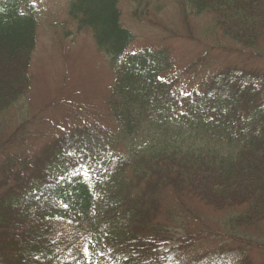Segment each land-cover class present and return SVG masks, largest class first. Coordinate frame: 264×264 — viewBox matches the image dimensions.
<instances>
[{
  "label": "trees",
  "instance_id": "16d2710c",
  "mask_svg": "<svg viewBox=\"0 0 264 264\" xmlns=\"http://www.w3.org/2000/svg\"><path fill=\"white\" fill-rule=\"evenodd\" d=\"M180 3L187 26L189 14H212V27L236 43L234 51L262 57L256 47L264 37V0ZM68 15L91 32L114 68L107 106L118 131L111 138L131 143L144 128L156 135L142 140L135 156L118 157L113 174L101 179L68 173L111 141L98 129L62 135L33 158L20 150L28 119L1 137L0 264H80L94 241L108 244L119 264H193L167 261L163 242L185 251L216 236L191 229L195 202L239 208L226 217L230 229L222 236L243 244L239 264H249L248 250L264 251V238L245 232L264 223V72L223 67L185 91L170 77L164 48L125 53L134 36L121 23L119 0H70ZM36 27L31 0H0V113L29 86ZM200 67L195 62L187 73ZM166 223L185 231L169 242Z\"/></svg>",
  "mask_w": 264,
  "mask_h": 264
},
{
  "label": "rangeland",
  "instance_id": "374dc122",
  "mask_svg": "<svg viewBox=\"0 0 264 264\" xmlns=\"http://www.w3.org/2000/svg\"><path fill=\"white\" fill-rule=\"evenodd\" d=\"M69 1L35 0L37 42L29 68L30 85L21 98L0 113V138L4 137V140L26 118L29 124L25 132L21 129L25 134L21 141L25 142L20 150L28 157L39 154L44 146L51 145L64 132L71 133L82 126L90 131L101 129L102 136L109 135L108 151L135 156L140 153L138 146L142 140L155 136L156 132L143 129L135 134L131 143L125 138H111V134L118 131L106 103L114 80V69L108 57L95 46L91 32L79 30L68 16ZM181 1L146 0L136 4L131 0H119L121 22L134 36L129 50L146 47L167 50L172 59L170 77H179L180 87L185 91L199 88L203 79L223 67L264 72V37L256 47L262 57L240 54L233 50L237 47L234 41L212 27V14H189L187 26L180 15ZM203 53L206 55L199 61ZM195 62L201 67L195 74L187 73ZM20 150L18 152L22 153ZM13 151L15 147L12 145L7 155ZM4 156L0 155V162ZM89 165L90 172L98 173L112 167L102 158L93 159ZM167 200L173 202L171 198ZM191 208L197 216V220L192 219L190 223L191 229L208 230L216 236H209L188 251L180 252L183 254L177 258L193 264H239L241 252L246 250L242 248L243 244L222 236L225 230L230 229L225 223L226 217L238 212L239 208L217 209L197 202ZM166 225L172 226L171 235L182 233L181 223ZM189 229L187 226L186 230ZM245 232L262 240L264 223H258ZM103 246L98 245L93 252L95 261L92 264H118L110 247ZM170 247L167 244L168 258H175L176 250ZM247 253L249 264H264V251L255 249Z\"/></svg>",
  "mask_w": 264,
  "mask_h": 264
}]
</instances>
